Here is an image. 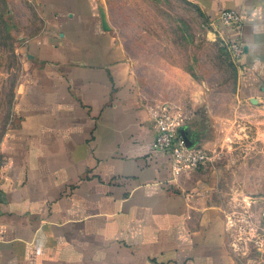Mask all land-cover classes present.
I'll use <instances>...</instances> for the list:
<instances>
[{"label":"crops","instance_id":"0c3cea01","mask_svg":"<svg viewBox=\"0 0 264 264\" xmlns=\"http://www.w3.org/2000/svg\"><path fill=\"white\" fill-rule=\"evenodd\" d=\"M235 10L241 93H264V0H187ZM26 85L3 144L0 264H236L218 179L176 172L103 0H40ZM231 30H226L229 35ZM193 145H197L185 127Z\"/></svg>","mask_w":264,"mask_h":264},{"label":"rangeland","instance_id":"374dc122","mask_svg":"<svg viewBox=\"0 0 264 264\" xmlns=\"http://www.w3.org/2000/svg\"><path fill=\"white\" fill-rule=\"evenodd\" d=\"M145 97L168 105L210 156L236 264H264V93L240 90L226 31L187 0H103ZM47 24L40 0H0V175L25 45Z\"/></svg>","mask_w":264,"mask_h":264},{"label":"built area","instance_id":"2783aa9c","mask_svg":"<svg viewBox=\"0 0 264 264\" xmlns=\"http://www.w3.org/2000/svg\"><path fill=\"white\" fill-rule=\"evenodd\" d=\"M226 31L227 44L236 60L239 61L246 51V45L240 37L241 19L232 9L223 11L216 20ZM157 132L151 142V149L167 158L176 172H187L204 167L211 160L209 152L197 145L188 146L180 133V119L166 104H159L152 108Z\"/></svg>","mask_w":264,"mask_h":264},{"label":"water","instance_id":"95a60500","mask_svg":"<svg viewBox=\"0 0 264 264\" xmlns=\"http://www.w3.org/2000/svg\"><path fill=\"white\" fill-rule=\"evenodd\" d=\"M180 133L181 135L183 136V138L185 139L186 141V144L188 146H191L193 145V142L189 139L188 135H187V132L183 130V128H180Z\"/></svg>","mask_w":264,"mask_h":264}]
</instances>
